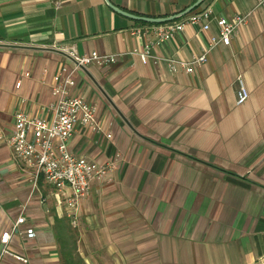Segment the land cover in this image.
<instances>
[{"label":"crops","instance_id":"obj_1","mask_svg":"<svg viewBox=\"0 0 264 264\" xmlns=\"http://www.w3.org/2000/svg\"><path fill=\"white\" fill-rule=\"evenodd\" d=\"M109 1L166 17L196 0ZM205 7L247 20L229 45L186 73L164 59L200 54L217 35L213 24H188L151 46L155 23L105 0H0V235L23 213L7 249L28 259L0 255V264H75L76 255L84 264H264V8L204 0L195 10ZM68 47L116 55L79 68L70 89L97 106L101 131L77 127L69 149L117 164L91 182L74 225L65 215L68 190L36 178L3 141L18 112L50 121L53 74L72 67ZM239 76L249 90L242 104Z\"/></svg>","mask_w":264,"mask_h":264},{"label":"built area","instance_id":"obj_2","mask_svg":"<svg viewBox=\"0 0 264 264\" xmlns=\"http://www.w3.org/2000/svg\"><path fill=\"white\" fill-rule=\"evenodd\" d=\"M257 6L264 8V0H257ZM248 14H235L232 17L214 16L210 7L191 11L178 19L153 24V42L150 44L161 45L178 32L185 29L188 24H201L202 30H208L213 24L217 35L207 40L206 46L198 55L182 61L175 58H165L166 64L171 71L178 69L191 73L195 67L205 63L209 52L219 44L229 45L232 37L238 29L246 23ZM140 33L139 30L137 32ZM63 50L69 55L72 67L61 66L53 74L51 95L52 118L46 121L39 117H28L22 112L15 115L11 131L4 135L3 141L11 149L13 157L22 161L25 165L34 167L35 176H42L44 182L57 191L68 190L64 200L65 215L71 223H76V212L80 200L86 196L91 182L94 179L105 177L109 172L116 169L115 158L97 161L78 156L69 149V142L76 128H86L91 132L100 133L101 125L97 120V106L85 101L80 95L70 92L74 86L75 72L90 64L103 65L114 63L116 55L103 54L91 51L79 55L73 47ZM149 47L139 52L142 63L149 58ZM25 75H28L26 73ZM236 104L244 103L249 97V90L240 76L237 78ZM20 82L16 83L18 87ZM106 138L111 133L105 134ZM1 138V136H0ZM26 218L20 213L11 227L0 235L2 245L0 255H8L21 263H27L28 259L20 254L12 253L7 249V244L12 234L25 224ZM24 232L28 237H34L33 228L27 227Z\"/></svg>","mask_w":264,"mask_h":264},{"label":"water","instance_id":"obj_3","mask_svg":"<svg viewBox=\"0 0 264 264\" xmlns=\"http://www.w3.org/2000/svg\"><path fill=\"white\" fill-rule=\"evenodd\" d=\"M204 0H196L195 2H193L190 6H188L187 8H185L184 10L175 13L171 16H166V17H147V16H139V15H135L129 12H126L122 9H120L119 7L113 5L109 0H105V2L107 3V5L113 9L115 12L126 16L128 18H131L133 20H138V21H143L146 23H164V22H168V21H172L175 19L180 18L181 16L191 12L192 10H194L196 7H198Z\"/></svg>","mask_w":264,"mask_h":264},{"label":"trees","instance_id":"obj_4","mask_svg":"<svg viewBox=\"0 0 264 264\" xmlns=\"http://www.w3.org/2000/svg\"><path fill=\"white\" fill-rule=\"evenodd\" d=\"M195 10V9H194ZM194 10H192V11H194ZM70 249H73V248H71L70 247ZM76 260H75V264H84V262L83 261H81V260H79V257L76 255ZM70 264H72V262H70Z\"/></svg>","mask_w":264,"mask_h":264}]
</instances>
